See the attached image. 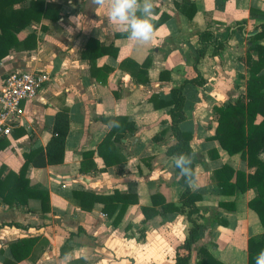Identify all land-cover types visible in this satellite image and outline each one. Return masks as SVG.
<instances>
[{
	"label": "crops",
	"instance_id": "crops-1",
	"mask_svg": "<svg viewBox=\"0 0 264 264\" xmlns=\"http://www.w3.org/2000/svg\"><path fill=\"white\" fill-rule=\"evenodd\" d=\"M44 1L61 5L58 20L43 18L16 33L21 43L33 34L36 46L21 44L0 62V87L13 72L50 77L33 100L22 103L20 124L3 141L0 184L21 172L32 151L46 149L61 112L69 116L65 157L61 165L29 161L25 169L28 190L48 192L46 212L36 197L5 203L0 192V264H176L178 246L195 225L189 264H197L202 248L223 264H249V238L264 234L250 206L262 207L264 151L250 162L222 148L215 139L216 108L247 100L248 54L257 61L258 47L264 50V39H254L264 26V0H154L156 34L144 46L120 31L107 6ZM204 30L226 43L217 53L206 47L199 57ZM172 89L185 97L179 128L191 135L195 191L181 183L167 155L175 143L171 107L158 106L170 100ZM111 120L120 126L111 127ZM114 131L120 140L106 142ZM223 166L234 171L224 187L216 177ZM186 188L197 196L191 215L181 202ZM154 195L167 209L154 207ZM133 199L121 215L123 203ZM21 240L31 242L11 248Z\"/></svg>",
	"mask_w": 264,
	"mask_h": 264
},
{
	"label": "trees",
	"instance_id": "trees-1",
	"mask_svg": "<svg viewBox=\"0 0 264 264\" xmlns=\"http://www.w3.org/2000/svg\"><path fill=\"white\" fill-rule=\"evenodd\" d=\"M23 1L25 0H0V62L8 56L11 49H20L25 46H21V44H26L25 47L27 49L36 46L35 36L33 34H30L24 42L21 43L18 40L16 33L29 27L31 24H39L43 18H49L54 21L59 18L61 5L58 3L45 2L44 0H31L30 5L27 8H13L14 5ZM240 26H242V24L236 25V27ZM198 37L199 41L204 45L203 48L198 50L199 57L205 54L206 47L213 45L215 52L217 53L223 49L226 43V40L221 41L218 38L215 39L214 34L209 30L200 32ZM254 39H264V26H262L261 32L257 34ZM31 42L32 44L29 45ZM258 50L259 59L257 61H252L249 54L247 57V66L250 72V77L247 82L246 102L240 100L233 105L229 104L216 108L219 120L215 139L229 154L241 153L242 157L248 158L250 162H252L253 158L257 157L261 151H264V50L261 47H258ZM194 82L198 84L204 83L202 80H194ZM184 104L185 97L182 90L172 89L170 100L160 102L159 106L157 105L158 107H171L169 110L171 117L170 125L175 138V143L170 145L167 149V155L171 157L180 154H192V148L190 145L191 135L182 132L179 128V124L186 117ZM128 128L132 130L134 124H129ZM53 131L54 136L48 142L46 149L32 151V153L26 157L27 161L21 172L19 174L10 173L6 178L7 181L0 184L5 188V192L4 190H0L5 203L18 202L23 204L30 197H36L41 200L42 210L44 212L49 209V195L47 191L28 190L29 181L25 177V169L27 168L29 161L33 162V165L36 167L61 165L64 162L66 137L69 132V116L67 112H61L56 115ZM120 138L121 135L114 131L108 135L105 141L110 142L111 139L113 141H119ZM4 140L5 139L0 140V149H4L5 147V144L3 143ZM40 157L42 158L41 161H37ZM227 172L230 174L228 179H221V175H224ZM233 173L234 171L230 167L223 166L218 172H216L219 184L224 187L225 181H230ZM240 175L241 172H237V185H239L240 182ZM180 181L183 185H187L184 177H181ZM152 199L154 207L162 205L164 209H167L169 206L164 201H158L156 195L152 196ZM196 200L197 196L191 194L189 188H186V191L181 196V202L183 207L190 208L189 215L196 212ZM132 202H136V199L127 200L123 203L121 215L125 212L129 203ZM259 202L262 206L261 208H257L252 202L250 203V206L257 211L261 224L264 227V193L261 194ZM115 207L116 206L114 205L112 211ZM104 211L112 213L107 207L104 208ZM144 212L147 213L149 210L144 209ZM150 212H152V214H158L156 210H150ZM198 228L199 227L196 225L193 228H190L189 236L180 246H178L176 264H189L191 246L197 237ZM30 242L31 241L29 240L14 242L11 244V248H13L15 244L24 246ZM261 252H264V234L262 236L250 237L248 241L249 264H257V259ZM26 255L27 254L18 257V259H22V257H26ZM198 258L199 260L197 264H223L215 259L205 248L200 250Z\"/></svg>",
	"mask_w": 264,
	"mask_h": 264
},
{
	"label": "clouds",
	"instance_id": "clouds-1",
	"mask_svg": "<svg viewBox=\"0 0 264 264\" xmlns=\"http://www.w3.org/2000/svg\"><path fill=\"white\" fill-rule=\"evenodd\" d=\"M91 3L98 8L107 6L110 20L116 22L120 31L126 33L128 39L134 41L136 46L148 45L154 39L155 27L150 19L154 15V0H91ZM109 124L111 127L120 126L116 120L109 121ZM173 162L184 177L185 183L193 191L197 190L192 156L180 154L173 157ZM257 264H264V252L258 257Z\"/></svg>",
	"mask_w": 264,
	"mask_h": 264
},
{
	"label": "built area",
	"instance_id": "built-area-1",
	"mask_svg": "<svg viewBox=\"0 0 264 264\" xmlns=\"http://www.w3.org/2000/svg\"><path fill=\"white\" fill-rule=\"evenodd\" d=\"M50 81L47 73L41 71L13 72L0 87V140L9 137L19 126L24 101L33 100Z\"/></svg>",
	"mask_w": 264,
	"mask_h": 264
}]
</instances>
